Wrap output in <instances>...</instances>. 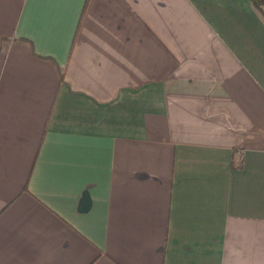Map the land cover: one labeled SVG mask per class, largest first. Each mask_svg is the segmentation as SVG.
Returning a JSON list of instances; mask_svg holds the SVG:
<instances>
[{"label":"crops","instance_id":"1","mask_svg":"<svg viewBox=\"0 0 264 264\" xmlns=\"http://www.w3.org/2000/svg\"><path fill=\"white\" fill-rule=\"evenodd\" d=\"M0 264H264L251 0H0Z\"/></svg>","mask_w":264,"mask_h":264},{"label":"trees","instance_id":"2","mask_svg":"<svg viewBox=\"0 0 264 264\" xmlns=\"http://www.w3.org/2000/svg\"><path fill=\"white\" fill-rule=\"evenodd\" d=\"M251 3L264 17V0H251Z\"/></svg>","mask_w":264,"mask_h":264}]
</instances>
